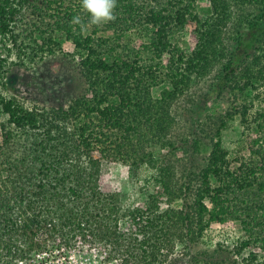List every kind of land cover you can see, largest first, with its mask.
<instances>
[{
  "label": "trees",
  "instance_id": "16d2710c",
  "mask_svg": "<svg viewBox=\"0 0 264 264\" xmlns=\"http://www.w3.org/2000/svg\"><path fill=\"white\" fill-rule=\"evenodd\" d=\"M208 1L203 15L197 0H116L115 19L93 24L82 0H0V77L11 63L7 40L18 51L15 65H24L66 37L81 51L86 83L68 104L51 107H27L0 92V264L79 238L109 247L123 264H180L171 256L178 245L191 264H224L198 243L211 224L235 221L241 237L232 254L264 251V105L232 153L221 133L236 113L246 121L244 104L208 114L191 138L179 142L175 133L176 102L194 101L193 85L211 80L207 100L264 81V64L252 69L260 57L241 66L264 32V0ZM134 30L150 38L141 41ZM201 135L211 144L206 163L180 169L172 149H199ZM155 146L170 152L158 158ZM102 161L132 172L151 166L154 188L145 204L126 207L120 192L103 191ZM257 257L250 250L251 264Z\"/></svg>",
  "mask_w": 264,
  "mask_h": 264
},
{
  "label": "rangeland",
  "instance_id": "374dc122",
  "mask_svg": "<svg viewBox=\"0 0 264 264\" xmlns=\"http://www.w3.org/2000/svg\"><path fill=\"white\" fill-rule=\"evenodd\" d=\"M196 4L199 13L207 15L210 12L208 0H197ZM192 28V24L188 23L183 31L185 32V34H182V40L185 42H183L184 47L188 46L186 45L187 33ZM136 31H133L134 36L139 37L141 41H147L150 38V33L145 32L146 30H142L140 34ZM259 39V42L256 41L254 46L248 49V55L243 59L244 61L241 65L250 64L254 57H260L252 67L255 72L257 68L264 64V32ZM56 42L57 45L54 47L53 52L49 55L47 54L38 62L25 59L24 65L18 63L15 65L18 60V51L12 45V42L7 40L6 46H9L10 50L5 51V54L8 53L7 60L11 63L8 71L0 77V92L7 97L14 96L27 107L66 105L71 99L83 92L86 83L77 65L81 51L73 46L69 38H57ZM229 45L230 50L235 49V40L230 41ZM210 82V79H206L193 85L192 90L194 92L191 95L194 101L188 100V97H182L176 102L177 110L179 111V120L175 131L179 135L177 140L181 142L185 137L191 138L192 133L200 132L199 124L207 118L208 114H218L225 109L235 110V108L244 104L247 106L246 121H243L239 113H236L228 121L227 126L221 133L223 146L232 153L238 145L245 144V133L249 130V125L256 122L255 116L264 105V81L253 79V83L250 86L244 87L243 90H224L220 96L208 97L206 100L205 95H207L210 89ZM157 90L159 89L154 90L155 95H158ZM2 120L3 115L1 113L0 132L2 130ZM201 137L203 143L199 149L186 145L184 147L178 145L175 149H172V158L180 169H185L186 171L198 170L202 164L206 163L211 144L208 139L202 135ZM152 150L158 158H163L170 152L166 147L160 148L159 146L153 147ZM154 172L155 170L145 163L132 172L129 171V167L126 164L116 161H102L100 188L105 192H120L123 204L126 207L145 204L148 193L154 188L152 182V174H155ZM174 205L177 206L178 203H174ZM122 226L124 228L131 227L128 220H124ZM240 227L239 221H235L232 225L225 227L218 223H213L200 239L198 246L199 248H209V252L213 253L215 258L222 259L223 257L224 264H234L233 260H236V264H251V261L248 260L250 250H255L258 255L254 261L255 264L261 262L264 251L260 247L249 246V249H244L240 254H232V248L239 242L241 237ZM218 243H221L223 246V251L221 250L219 253L211 250ZM64 245H66V250H63L64 252L73 250V248L75 249L73 250L75 252L73 259L75 262L71 264H80L82 257H90L88 260L90 264H123L120 256L111 255L110 259L107 258L104 251L106 250L110 253L109 247H104L99 243H92L79 238L74 243ZM55 246H57L55 243L45 245L46 248H53ZM65 255L70 254L65 253ZM171 256L172 258L177 257L176 261L180 264H191L179 245ZM230 256L233 257L229 258Z\"/></svg>",
  "mask_w": 264,
  "mask_h": 264
},
{
  "label": "built area",
  "instance_id": "2783aa9c",
  "mask_svg": "<svg viewBox=\"0 0 264 264\" xmlns=\"http://www.w3.org/2000/svg\"><path fill=\"white\" fill-rule=\"evenodd\" d=\"M66 245H57L53 248H44L36 250L32 253V256L30 259H19L17 261V264H71L72 262H75L74 255L75 250H67L64 252L63 250H66ZM94 250V248H92ZM65 253H69L70 255H65ZM104 254L107 258L110 259L111 254L108 253L106 250L104 251ZM90 257H82L80 264H90L89 260ZM99 263V260H98Z\"/></svg>",
  "mask_w": 264,
  "mask_h": 264
},
{
  "label": "clouds",
  "instance_id": "9594fccd",
  "mask_svg": "<svg viewBox=\"0 0 264 264\" xmlns=\"http://www.w3.org/2000/svg\"><path fill=\"white\" fill-rule=\"evenodd\" d=\"M83 8L91 15V23L102 24L115 19L116 0H82Z\"/></svg>",
  "mask_w": 264,
  "mask_h": 264
}]
</instances>
